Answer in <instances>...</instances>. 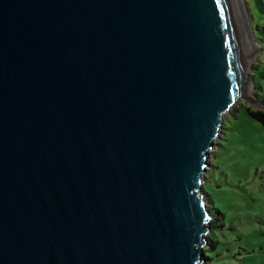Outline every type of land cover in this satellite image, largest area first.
<instances>
[{
	"label": "water",
	"instance_id": "obj_1",
	"mask_svg": "<svg viewBox=\"0 0 264 264\" xmlns=\"http://www.w3.org/2000/svg\"><path fill=\"white\" fill-rule=\"evenodd\" d=\"M253 57L236 0H0V264H202Z\"/></svg>",
	"mask_w": 264,
	"mask_h": 264
},
{
	"label": "rangeland",
	"instance_id": "obj_2",
	"mask_svg": "<svg viewBox=\"0 0 264 264\" xmlns=\"http://www.w3.org/2000/svg\"><path fill=\"white\" fill-rule=\"evenodd\" d=\"M240 2L256 43L245 81L257 105L240 100L226 112L209 149L202 185L220 226L207 264H264V127L245 110H264L254 95L264 101V0Z\"/></svg>",
	"mask_w": 264,
	"mask_h": 264
},
{
	"label": "trees",
	"instance_id": "obj_3",
	"mask_svg": "<svg viewBox=\"0 0 264 264\" xmlns=\"http://www.w3.org/2000/svg\"><path fill=\"white\" fill-rule=\"evenodd\" d=\"M257 1H259V0H257ZM260 3H261V1H260ZM254 95H255L256 99L258 100V102L260 104L264 105V101L261 99L260 96H258L257 92H254ZM235 108L236 107L233 106L230 109L231 112L234 111ZM245 110L252 118H254L256 121H258L264 127V110L263 109H251L249 107V105H246L245 106ZM203 192H204V190H203ZM204 194H205V192H204ZM206 204H207V209H208V211L210 213L211 218H210V220L208 222L209 231H208V233L206 235L207 242H206V245H205V247L203 249V259L208 261L209 259H208L207 255H206V251L208 249L214 247V245H215V240H214L213 233H214L215 228L220 226V223H219L220 222V217L217 216L216 214H214V212H212V208L209 206V199L208 198H206ZM218 214H220V213L218 212ZM202 264H207V262L206 263H202Z\"/></svg>",
	"mask_w": 264,
	"mask_h": 264
},
{
	"label": "bare ground",
	"instance_id": "obj_4",
	"mask_svg": "<svg viewBox=\"0 0 264 264\" xmlns=\"http://www.w3.org/2000/svg\"><path fill=\"white\" fill-rule=\"evenodd\" d=\"M236 3L238 5L239 8V13L240 16L242 18V28H243V32L246 36V38L248 39L249 43H250V48L251 50H253L254 48H256V43L254 42L253 38H252V33H251V28L248 25L242 4L240 2V0H236Z\"/></svg>",
	"mask_w": 264,
	"mask_h": 264
}]
</instances>
